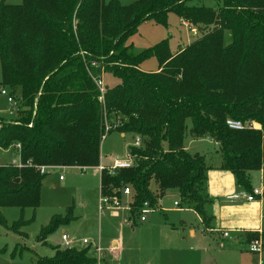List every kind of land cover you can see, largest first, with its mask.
Wrapping results in <instances>:
<instances>
[{"label":"trees","instance_id":"16d2710c","mask_svg":"<svg viewBox=\"0 0 264 264\" xmlns=\"http://www.w3.org/2000/svg\"><path fill=\"white\" fill-rule=\"evenodd\" d=\"M190 1L0 4L3 83L18 93L20 103L16 120L0 117V148L20 145V166L0 165V209H37L46 175L41 167L95 168L103 139L118 131L138 135L142 145L130 149L133 167L101 174L100 195L119 203L131 185L134 216L145 202L156 208L165 192L177 191L208 227L202 187L210 168L183 147L187 120L194 138L218 145L220 169L252 192L250 173L264 170V0H221L216 9ZM170 12L203 35L175 54L167 40L133 54L127 39L138 26L150 19L165 24ZM150 57L158 60L156 73L141 70ZM101 70L117 79L106 87L103 102L94 82ZM229 120L257 123L260 129L233 130ZM152 181L156 194L149 188ZM69 214L54 218L39 240L46 242L59 224L72 221ZM23 226L20 221L13 229L20 233ZM258 239L264 252V230L245 235L246 244ZM54 250L53 257H40L36 264L97 262L87 250Z\"/></svg>","mask_w":264,"mask_h":264},{"label":"rangeland","instance_id":"374dc122","mask_svg":"<svg viewBox=\"0 0 264 264\" xmlns=\"http://www.w3.org/2000/svg\"><path fill=\"white\" fill-rule=\"evenodd\" d=\"M109 2L110 0H105ZM122 6H129L137 0H117ZM23 0H0L8 5H21ZM190 5L204 6L216 9L221 0H191ZM182 21L175 13L167 14L165 24H158L155 20H147L141 23L137 30L127 39V45H131L133 54L154 47L162 41L168 42L169 51L175 54L178 51L191 45L203 35L197 27ZM193 34H192V32ZM141 70L145 73H156L159 70V63L156 57L145 59L141 63ZM106 87H112L117 79L101 70ZM8 92L16 102V105L9 103L8 96L2 95L1 91ZM18 102V105H17ZM19 95L10 90L3 83V75L0 65V117L6 120H16L17 107H19ZM191 121H186V131L183 141L184 149L192 156H201L207 166L212 169L221 165V154L218 145L208 137L194 138L191 134ZM137 138L142 139L134 133L122 135L118 131H112L105 136L101 143L100 165L112 166L115 160L129 158L131 148L136 146ZM138 160V158H136ZM132 161H134L132 159ZM20 164L18 149L11 146L7 149L0 148V165ZM134 166V162H133ZM217 171L208 170L206 181L202 187V194L207 200L208 214L213 218L209 227L216 229V220L213 212H210L211 204L220 207L224 200L223 195L210 193L213 176ZM45 178L41 185V200L37 209L19 207L1 208L0 213V264H36L42 258H51L55 248L75 249L77 251L87 250L88 256L94 259L99 258L96 247L101 250L100 257L102 264H173L177 258L184 255V250L194 242L189 237L188 229L192 228L198 234H207L220 247L235 245L242 250H248V254L255 255L249 251V245L241 241V234L229 232V237L224 239L222 233H204L206 226L195 214L193 205L183 199L177 191H167L163 194L160 202L157 201V208L154 213L147 216L145 222L139 221V214H130V204L134 199V192L122 195L116 207H104L99 209L100 195V173L93 168L80 170L78 168H51L45 172ZM62 178V179H61ZM252 189L264 185V171L256 173L252 181ZM126 187H131L127 185ZM150 191L156 194L154 181L150 183ZM240 201L243 202L247 192L238 190ZM180 206H174V202ZM262 212L264 213V198ZM247 209L231 211L232 218H226L230 222L235 218L236 222H246L240 216ZM70 213V214H69ZM73 216V220L61 223L57 229L49 234L46 242L39 240L41 232L50 226L54 218H65ZM130 218L131 223L126 220ZM22 221L25 226L16 233L13 227ZM223 221V222H224ZM183 227L186 228L183 229ZM217 229L223 230L222 226ZM67 235L69 242L65 247L62 236ZM238 238L240 243H234L233 239ZM83 240L89 241L90 245H84ZM117 241V252L112 254L113 241ZM224 241V242H223ZM254 241V240H253ZM251 241V242H253ZM250 242V243H251ZM212 244V242H211ZM214 245V244H213ZM223 245V246H221ZM215 246V245H214ZM216 247V246H215ZM216 251H219L217 247ZM260 254H256L259 258ZM255 257V260H257ZM262 264V261H261Z\"/></svg>","mask_w":264,"mask_h":264},{"label":"crops","instance_id":"0c3cea01","mask_svg":"<svg viewBox=\"0 0 264 264\" xmlns=\"http://www.w3.org/2000/svg\"><path fill=\"white\" fill-rule=\"evenodd\" d=\"M210 170L217 171L215 176H213V182L210 183V193L224 196V200L222 204H220V207L215 206L213 208L214 205L211 204L210 212H213L214 214L213 217L216 220V226H222L224 229L219 230L217 229L218 227L214 229L206 226L204 233L211 232L220 234L223 231L235 232L241 234V241L243 243H245V235L247 233H261L264 230V213L262 212L261 202L262 199L256 202H248L247 199L244 198L245 200L241 202L239 195L236 192L238 190L242 192L245 191L237 186L233 174L229 171L220 169V166L215 169L210 167ZM261 172L262 171H256L250 173L251 188L253 187L252 181L255 174ZM235 196H237V198H235ZM158 202H160V199ZM241 207L247 208L243 211H249L240 215L242 219L247 220L246 222H236L237 220L235 218H233L230 222L224 221L226 218H232L230 214L231 211L241 210ZM206 212L210 217V224L213 218L208 214L207 207ZM199 219L201 220L200 217ZM183 229L186 230L185 227H183ZM188 230L189 237L191 240H194V242L188 247V250H184V255L181 258H177L173 264H261V261L262 264H264V252H262L259 258H257V256H255L256 254H248V250H242L243 247L241 246L238 248L236 244L229 246L224 244V247H220V244L217 241H214V239L207 234H198L197 236V233L194 229L189 228ZM233 241L234 243H240L238 238H234ZM117 244V241L114 240L113 245L117 246ZM213 244L219 251H216V247ZM255 257L257 260H255Z\"/></svg>","mask_w":264,"mask_h":264},{"label":"built area","instance_id":"2783aa9c","mask_svg":"<svg viewBox=\"0 0 264 264\" xmlns=\"http://www.w3.org/2000/svg\"><path fill=\"white\" fill-rule=\"evenodd\" d=\"M92 68L94 69H98L99 66L98 64L96 63H92L91 65ZM94 82H95V85L100 93V96H99V101L103 102L104 101V94H105V91H106V86L104 84V80H103V77L102 76H97L94 78ZM1 94L2 95H5V96H8V92L2 90L1 91ZM8 102L9 103H13L14 105H16V102L13 101V98L9 95L8 98H7ZM227 125L230 129H233V130H244L246 129V127H248L249 129H260V125L257 124V123H251L250 125L248 126H245L244 124H242L241 122H238V121H232V120H229L227 121ZM140 139L137 138L136 140V146L139 147L140 146ZM17 149H20V145H17ZM16 165V164H14ZM17 166H20L17 165ZM133 167V162L130 158L128 159H124V160H115L114 161V165L112 166H104V165H99L95 168H93L95 170V172H99L100 175L103 173V172H108L109 174L111 175H114L115 172L117 170H120V169H127V168H131ZM47 169H50L48 167H41L40 168V171L42 174H44L46 172ZM62 179V178H61ZM131 193V188L130 187H126L123 191V195H128ZM235 198H237V196H235ZM264 198V185H261L259 188H255V189H252V192L249 193L248 196H246V199L248 202H256L260 199ZM118 205V202L117 201H114V202H111L110 199L106 198V197H102L100 198L99 200V209L101 211H103L104 207L107 206L108 208H114ZM180 204L178 202H174V206L178 207ZM130 210V209H129ZM156 210V208H153L152 206H150V204L148 202H145L141 209L138 211L137 214L140 215L139 217V221L142 223V222H145L147 220V216L151 213H154ZM130 218H128L126 220L127 223H131L130 222ZM222 236L223 238H228L229 237V233L227 231H223L222 232ZM62 241L65 245V247H67L68 245V242H69V237L67 235H63L62 236ZM82 243L84 245H90L89 241L87 240H83ZM96 251L98 252L99 254V258L96 259V264H102V258L100 257V254H101V250L99 249V247H96ZM249 251L253 254H260L262 253V240L261 239H258V240H255L253 242L250 243L249 245ZM117 252V247L114 246V248H112L111 250V253L112 254H116Z\"/></svg>","mask_w":264,"mask_h":264},{"label":"water","instance_id":"95a60500","mask_svg":"<svg viewBox=\"0 0 264 264\" xmlns=\"http://www.w3.org/2000/svg\"><path fill=\"white\" fill-rule=\"evenodd\" d=\"M193 33V32H192Z\"/></svg>","mask_w":264,"mask_h":264}]
</instances>
